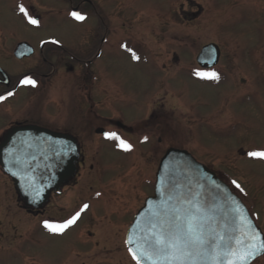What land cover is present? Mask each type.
<instances>
[{"label": "rangeland", "instance_id": "obj_1", "mask_svg": "<svg viewBox=\"0 0 264 264\" xmlns=\"http://www.w3.org/2000/svg\"><path fill=\"white\" fill-rule=\"evenodd\" d=\"M189 1L192 16L184 22ZM59 3L0 0L1 65L10 72L24 65L9 55L19 40L36 44L55 37L78 48L92 31H101L93 16L67 24ZM20 5L28 12L34 7L29 16H39L40 22L29 25ZM105 7L100 6L110 25L111 51L95 66L101 80L105 78L106 105L94 108L111 120L104 124L106 133H116L131 150H122L105 135L86 141V167L95 164L93 175L86 169L73 186L74 197L64 195L54 201L51 210L56 213H47L63 220L79 205L88 206L63 236L42 228L40 218L16 213L17 202L15 213H0V264H134L118 245L122 247L125 227L152 195L158 164L169 148L185 149L228 183L264 233V159L248 155L264 151V0H124L121 5L110 0ZM135 34L145 43L142 50L125 46L136 44ZM210 43L223 50L221 74L201 70L196 63L200 49ZM255 50L258 56L251 53ZM197 72H215L219 80L201 79ZM73 86L65 87L64 97L76 96L78 87ZM36 99L29 103L31 110ZM24 102L25 95L19 94L12 104ZM115 123L132 131H121ZM154 130L157 135L148 138L144 149L139 147V135ZM8 204L0 201V209H11Z\"/></svg>", "mask_w": 264, "mask_h": 264}, {"label": "flooded vegetation", "instance_id": "obj_2", "mask_svg": "<svg viewBox=\"0 0 264 264\" xmlns=\"http://www.w3.org/2000/svg\"><path fill=\"white\" fill-rule=\"evenodd\" d=\"M109 1L110 0H43L44 5L46 6L49 3L50 5H54L56 2H60L61 4H57L61 6L59 15L67 22V24H80L84 21H78L72 16L73 12H78L85 17L93 16V18L97 19L101 31H99V29L92 31L89 38L80 41L78 48H69L65 42L58 40L55 37L45 38L41 41H38L36 44L22 39L15 43L13 49L9 52V55L10 58L15 62L20 65H24L20 67L18 71L10 72L6 66L0 64V96L6 97V99L0 101V143L2 142L3 138L14 128L35 126L49 131L54 136L62 135L74 139L79 150L77 170L75 175L69 178L67 182L62 185L59 192L54 190L51 191L48 203L43 209L40 210L32 209L24 205L22 198L19 196L15 187V180L13 176L6 173L0 164V201H7L10 203L8 204V207H11V209L8 208L7 210L0 209V213H15L14 203L17 202L19 209L16 211V213H24L28 217L40 218L42 228L48 230L44 227L45 222L53 225L63 224L77 213H85L88 211L86 208H84V206L81 207L79 205L78 209H76L77 211L73 210L71 212L73 214H70L69 218H64L62 220L59 217L56 218L47 216V213H56V211L51 210V208L55 206L54 201L56 202L64 195L68 199L72 196L74 197L77 188L73 186L76 184L78 178L86 172V169H89V173L93 175V172L95 171V164L90 163L89 167H86L85 144L89 138L104 135L106 133V125L104 126V124L110 123L111 121L106 113L100 115L95 112L98 106L101 105L104 109L106 105V93L104 87L105 78H103V81L101 80L99 71L95 66V62L101 58H107V54H110L111 51V44L108 39V28H110V25L109 22L105 20V13L100 8L102 5L104 6V9H106L105 6H109ZM123 2L124 0H119V5H121ZM186 4L185 6H187V9L183 10L182 20L184 22H189L192 16L190 13L191 3L189 1ZM33 8L34 7L29 8V14H33ZM119 10H121V8H119ZM195 15L196 14H193V16ZM33 19H36L39 23L41 18L37 16ZM24 23L28 24L26 21H24ZM133 38L137 39L136 44L132 45L125 43V46H135L136 50L138 48L142 50V48L146 47L145 43L140 41L137 34L133 35ZM22 43L28 44L29 47L26 48V54L19 57L15 54V52L18 45ZM205 46L200 49L199 53ZM217 47L220 51L217 64L212 68H204L198 65L201 70L209 72L215 69L221 74L222 71H220L218 66L222 61L221 59L223 56V50H221L219 46ZM144 51L150 53L149 50L145 49ZM252 52H256L257 56L259 55V50L251 51V53ZM15 73L18 75L13 76ZM75 77H77V79H75ZM26 79L34 80L36 82V86L33 87L31 85L21 83V81ZM73 85L78 87L76 96L70 94L68 97H64V95L67 94H64L65 87H68L70 90L74 87ZM97 85H102V91H98L96 89V87H98ZM9 92L13 93V95L8 96L7 94ZM19 94L25 95L26 102L14 106L12 103L16 100ZM100 95L102 96L100 97ZM33 96L35 98L37 97L36 100L39 99V101L37 102V105L33 106L31 110L29 103L31 102ZM95 97L101 99L96 101ZM12 106H14V108ZM51 106H54V111H49ZM79 111L81 113H79ZM115 125L121 131H132V129H128L119 123H115ZM156 132V130H154V133L152 131L147 132L148 135L150 134L149 136L144 133V137H140L139 135V147L144 145V149L145 145L147 146L148 144V138L152 135H157ZM73 188L75 190L74 192ZM97 189L99 188L97 187ZM154 190L155 185L151 193L152 195L154 194ZM98 193L99 190L89 193V196L92 197ZM89 196L87 195L85 198L88 200ZM80 208L82 211H80ZM61 212V210L60 212L57 211V213ZM79 220L80 218H78L74 224L70 225L63 232V234H53L49 230L48 231L52 235L63 236L71 229H74L75 224ZM127 230L128 227H125V232L123 233L121 241L122 247L120 246V243L118 245L119 249L124 251L123 255H129L126 248ZM130 259L132 260L131 257ZM263 260L264 255L256 259L251 264H258ZM133 263L136 264L134 261Z\"/></svg>", "mask_w": 264, "mask_h": 264}, {"label": "water", "instance_id": "obj_3", "mask_svg": "<svg viewBox=\"0 0 264 264\" xmlns=\"http://www.w3.org/2000/svg\"><path fill=\"white\" fill-rule=\"evenodd\" d=\"M27 47L26 43L18 45L15 54L19 57L25 55ZM219 56L217 45L209 44L198 54L196 62L200 67L212 68ZM78 156V145L74 139L54 136L35 126L14 128L0 143V164L6 173L13 176L24 205L32 209H43L51 191L59 192L62 185L75 175ZM197 197L212 218L211 228L224 236L220 242L222 250H243L248 244L264 243L262 230L231 188L188 151L170 148L160 160L154 194L145 201L127 230L128 253L129 247H146L152 240V226L158 222V215L164 208L171 211L184 207L186 201ZM236 207L242 209V216L234 211ZM253 236L255 240H252ZM130 238L133 241L131 245L128 243ZM263 255L264 250L257 251L254 257L249 258L248 264ZM141 259L143 264H151L149 259Z\"/></svg>", "mask_w": 264, "mask_h": 264}, {"label": "snow or ice", "instance_id": "obj_4", "mask_svg": "<svg viewBox=\"0 0 264 264\" xmlns=\"http://www.w3.org/2000/svg\"><path fill=\"white\" fill-rule=\"evenodd\" d=\"M19 11L28 17L30 23L37 24V20L29 16L28 10L23 5L19 6ZM72 16L78 21L86 19L78 12H73ZM133 59H139V57L133 53ZM196 75L201 79L219 80V75L215 72H197ZM21 83L36 86V82L32 79H26ZM7 95L11 96L13 93L9 92ZM4 99H6L5 96H0V101ZM104 135L106 139L117 141L122 150H131V145L116 133ZM248 155L264 159V151H252ZM233 184L243 192L239 184L235 181ZM87 207L84 205V208ZM234 211L242 216L241 208L236 207ZM79 215L80 213H77L63 224L53 225L45 222L44 227L53 234H63L76 222ZM211 219L208 210L201 204L198 197L195 200L186 201L184 207H176L171 211L164 208L158 215V222L152 226V240L146 247L144 245H138L137 249L129 247V253L136 264H143L141 257L149 259L151 264H248L250 257H254L257 251L264 250V243L260 245L251 243L243 250L237 248L222 250L220 242L224 240V236L211 228ZM252 240H255V236ZM128 243L130 245L133 243L131 238Z\"/></svg>", "mask_w": 264, "mask_h": 264}]
</instances>
